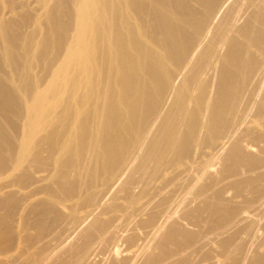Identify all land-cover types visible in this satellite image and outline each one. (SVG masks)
Instances as JSON below:
<instances>
[{
  "label": "bare ground",
  "instance_id": "1",
  "mask_svg": "<svg viewBox=\"0 0 264 264\" xmlns=\"http://www.w3.org/2000/svg\"><path fill=\"white\" fill-rule=\"evenodd\" d=\"M3 238L0 264H264V0H0Z\"/></svg>",
  "mask_w": 264,
  "mask_h": 264
},
{
  "label": "rangeland",
  "instance_id": "2",
  "mask_svg": "<svg viewBox=\"0 0 264 264\" xmlns=\"http://www.w3.org/2000/svg\"><path fill=\"white\" fill-rule=\"evenodd\" d=\"M3 240L5 241L4 238H3V239H0V243L3 242ZM2 244H3V243H2ZM4 254H5V253H3L2 255H0V257H5L6 255L4 256Z\"/></svg>",
  "mask_w": 264,
  "mask_h": 264
}]
</instances>
